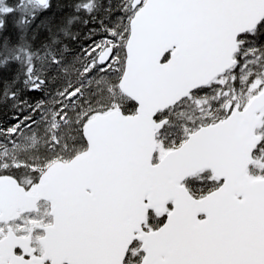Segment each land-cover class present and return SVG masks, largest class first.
Listing matches in <instances>:
<instances>
[{
  "label": "snow or ice",
  "instance_id": "obj_1",
  "mask_svg": "<svg viewBox=\"0 0 264 264\" xmlns=\"http://www.w3.org/2000/svg\"><path fill=\"white\" fill-rule=\"evenodd\" d=\"M17 6L0 20L5 48L36 18L14 21ZM75 7L90 26L61 29L74 45L49 25L36 50L48 68L28 53L22 80L0 77V264H264V0H107L99 18L91 0ZM146 41L164 42L158 63ZM161 182L163 207L145 195ZM6 184L21 199L47 186L40 229L32 212L3 217ZM29 231L49 247L5 248Z\"/></svg>",
  "mask_w": 264,
  "mask_h": 264
},
{
  "label": "trees",
  "instance_id": "obj_2",
  "mask_svg": "<svg viewBox=\"0 0 264 264\" xmlns=\"http://www.w3.org/2000/svg\"><path fill=\"white\" fill-rule=\"evenodd\" d=\"M13 2L14 0H0V20L3 19V11ZM77 3H80L83 8L86 0H51V7L47 11H40V6L35 1L22 0V6H17V13L14 14L13 20L18 21L20 18L30 20L34 14H36V18L31 22L30 26L27 23L20 26L21 32L27 33L23 40H17L16 42L15 29H9V31L12 32V42L14 44L10 43L7 48L0 46V58H6L11 61V63H9L7 68L0 69V77L11 80L17 74H20L22 80L24 66L29 64L28 53L32 55L33 64L44 69L48 68V58L45 57L41 60L36 50L40 49V45L44 41V38L49 35L47 31V26L49 25L52 28V33L60 38L62 44L74 45L70 36H65L61 29H67L69 32L79 31L83 34L90 26L82 23L83 20L90 19V17L83 10H76L75 6ZM91 4L93 8L92 15L98 18L102 17L104 15L103 9L106 7L107 0H91ZM73 16L79 17L80 19L78 21H73V23L69 25L68 19ZM33 36H35V40L32 39ZM47 42L49 44L51 43L50 38ZM60 47L61 45H55L53 46V50L59 54ZM43 51V49H40L41 54ZM52 74L61 78V82L67 79V74L62 71H53ZM19 86L20 85L17 84V87ZM130 102L131 100L127 98L124 104L126 109ZM128 110L130 111L131 109ZM9 112L10 109L7 108V105H0V126L8 122L7 113ZM0 139H2V137H0ZM86 146L87 142L81 141L76 146V151H70L65 155V159L71 158L76 153L82 151Z\"/></svg>",
  "mask_w": 264,
  "mask_h": 264
},
{
  "label": "water",
  "instance_id": "obj_3",
  "mask_svg": "<svg viewBox=\"0 0 264 264\" xmlns=\"http://www.w3.org/2000/svg\"><path fill=\"white\" fill-rule=\"evenodd\" d=\"M37 3V0H33ZM38 4V3H37ZM145 46L149 49V54L150 57L152 58V60L156 63L159 62V57L163 55V52L166 50L165 46H164V42L163 41H159V42H152V41H146L145 42ZM131 99V98H130ZM88 150V146L87 148L74 155L72 158L65 160L70 161L73 158H75L78 155H82L83 153H85ZM6 188H12V194L7 196L5 199V203L3 206V211L4 213L7 215L5 216V219H10L15 215L19 214V211H27V212H32V211H37L38 210V204L40 201L45 200L48 201L47 196H48V190H47V186H45V188H40L39 186L37 187V194L34 197H24V198H17L15 196V189L14 186L11 185H7L6 184ZM166 190V185L161 182L157 185L152 186L151 188H149L146 192L145 195H150L152 197L153 203L156 205H159L160 207H163V196L162 193ZM51 207V205H50ZM140 213L143 212L142 209L138 210ZM22 238V237H21ZM20 237H16L15 235L10 236L8 239V242L5 244V248H9L10 245L13 243H21L23 244V242H21ZM14 239V240H13ZM23 240H27L28 239H23ZM40 243L42 244L43 247L47 248L49 247L48 244L44 243V238L43 236L39 239Z\"/></svg>",
  "mask_w": 264,
  "mask_h": 264
},
{
  "label": "rangeland",
  "instance_id": "obj_4",
  "mask_svg": "<svg viewBox=\"0 0 264 264\" xmlns=\"http://www.w3.org/2000/svg\"><path fill=\"white\" fill-rule=\"evenodd\" d=\"M49 208H50V205H49L48 202H42L40 207H39V210L36 211V212H33V215H32V217L29 220V223L32 226V228H34V229H40L41 228V226L43 224V221H44L43 212L47 211ZM29 233L31 235H33L31 231H29ZM24 235H27V234H24ZM40 236H42V234L39 231H37L35 233V235H33V239L35 240V242H37V246L38 247H41L39 245V242H38V238Z\"/></svg>",
  "mask_w": 264,
  "mask_h": 264
},
{
  "label": "flooded vegetation",
  "instance_id": "obj_5",
  "mask_svg": "<svg viewBox=\"0 0 264 264\" xmlns=\"http://www.w3.org/2000/svg\"><path fill=\"white\" fill-rule=\"evenodd\" d=\"M2 215H3V217L5 218V216H7L5 213H4V211H3V213H2ZM19 236H24V237H30V239H29V241H26V240H22V239H20L21 240V242H23V244L25 245V246H27L28 244H29V242H35V240L33 239V235H31L30 233H27V235H24V234H20ZM14 240V239H13ZM12 243H13V241H12Z\"/></svg>",
  "mask_w": 264,
  "mask_h": 264
}]
</instances>
